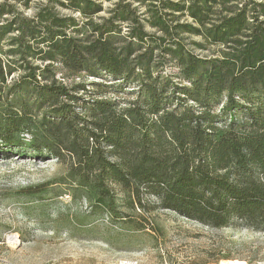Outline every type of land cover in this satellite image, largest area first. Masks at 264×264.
<instances>
[{"label": "trees", "instance_id": "trees-1", "mask_svg": "<svg viewBox=\"0 0 264 264\" xmlns=\"http://www.w3.org/2000/svg\"><path fill=\"white\" fill-rule=\"evenodd\" d=\"M56 5L79 17L59 15ZM6 8L0 18L12 14ZM12 33V48L0 54V148L30 137L33 152L66 166L61 184L121 218L116 185L127 208L147 211L153 198L159 209L205 226L264 229V0H48L32 18L4 20L0 43ZM185 35L223 50L200 57ZM57 62L75 73H107L138 98L121 109L86 100L85 87L58 83ZM169 62L176 76L164 74ZM29 88L36 109L19 110L15 101ZM253 94L258 102L241 101ZM239 112L243 128L232 120ZM222 114L232 121L219 134Z\"/></svg>", "mask_w": 264, "mask_h": 264}, {"label": "rangeland", "instance_id": "rangeland-1", "mask_svg": "<svg viewBox=\"0 0 264 264\" xmlns=\"http://www.w3.org/2000/svg\"><path fill=\"white\" fill-rule=\"evenodd\" d=\"M42 3L48 0H0V6L12 11L0 18V25L13 15L32 18ZM111 4L105 2V7ZM135 7L141 13L146 11L143 5ZM55 10L61 16L79 17L57 5ZM104 16L102 13L95 19ZM185 21L190 20L181 19ZM146 30L157 32L148 26ZM16 34H9L0 43L1 55L12 48L10 38ZM185 38L188 49L200 57H211L223 50L200 36L185 35ZM163 70L168 75L178 73L171 62ZM53 72L58 83L69 88L85 87L86 91L79 96L86 100L111 101L121 109L138 98L134 86L104 72L95 77L86 72L75 73L59 62L53 65ZM169 79L189 86L177 77ZM257 98L260 95L253 94L241 101L258 102ZM35 103L34 91L29 88L22 99L15 101V106L34 111ZM220 109L216 107L214 113L221 114ZM221 116L222 121L215 127L219 134L228 131L234 119L237 128L248 124L244 112L237 113L232 120ZM66 173V166L54 157L33 152L30 137L22 147L0 148V264H221L228 260L264 264V229L241 223L227 228L205 226L159 209L153 198L145 201L147 211L127 208L125 194L116 185L119 210L126 213L121 218L95 206L87 191L61 184Z\"/></svg>", "mask_w": 264, "mask_h": 264}, {"label": "bare ground", "instance_id": "bare-ground-1", "mask_svg": "<svg viewBox=\"0 0 264 264\" xmlns=\"http://www.w3.org/2000/svg\"><path fill=\"white\" fill-rule=\"evenodd\" d=\"M14 240L16 241V237ZM221 264H246V263L238 260H228V261H223Z\"/></svg>", "mask_w": 264, "mask_h": 264}]
</instances>
